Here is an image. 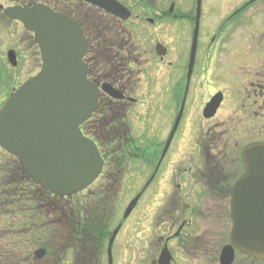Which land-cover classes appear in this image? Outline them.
<instances>
[{
    "label": "flooded vegetation",
    "instance_id": "flooded-vegetation-1",
    "mask_svg": "<svg viewBox=\"0 0 264 264\" xmlns=\"http://www.w3.org/2000/svg\"><path fill=\"white\" fill-rule=\"evenodd\" d=\"M118 1L132 13L134 7L139 10L136 22L164 25L189 21L185 64L186 69L194 64L191 105L195 112L202 111V117L214 98L217 108L212 118H202V139L191 146L182 145L187 154L175 164L162 188L165 194L154 223L159 230L164 227L158 240L161 246L171 238L172 264H221L222 251L230 243L224 231L232 225L229 211L233 186L245 172L242 154L247 146L264 143V0H220V11L210 14L202 4L195 50L196 9L192 12L179 0L170 4L167 0ZM226 4L233 7L225 11ZM169 45L166 42L160 54L156 53L160 67L174 57V48ZM143 56V52L138 53L132 63L139 64ZM181 57L179 52L176 62ZM157 79L155 110L177 113L176 81L170 79L167 84L163 75ZM165 96L171 100L163 106ZM127 99V104L136 102L133 97ZM212 217L214 224L209 225ZM213 227H220V231L216 234ZM155 232L153 228L151 234ZM26 256L32 259L33 253ZM233 264L264 263L236 251Z\"/></svg>",
    "mask_w": 264,
    "mask_h": 264
},
{
    "label": "water",
    "instance_id": "water-1",
    "mask_svg": "<svg viewBox=\"0 0 264 264\" xmlns=\"http://www.w3.org/2000/svg\"><path fill=\"white\" fill-rule=\"evenodd\" d=\"M84 1L123 19L130 16L114 0ZM201 1H198V13ZM5 14L35 33L43 67L11 95L2 109L0 146L20 160L34 183L55 195L72 196L90 186L104 166L98 148L80 130L97 109L99 98V89L87 79L84 57L88 41L74 21L42 4L9 8ZM9 60L16 65L13 51L9 52ZM103 90L115 98L122 97L109 85H104ZM211 109L207 116L214 113L215 106ZM180 119L181 114L162 158ZM243 157L246 172L233 189V230L231 245L223 250V264H232L235 248L264 261V143L248 146ZM139 198L130 203L125 217L134 210ZM43 256V250L37 252L38 258ZM160 264H171L168 251L162 253Z\"/></svg>",
    "mask_w": 264,
    "mask_h": 264
},
{
    "label": "rangeland",
    "instance_id": "rangeland-1",
    "mask_svg": "<svg viewBox=\"0 0 264 264\" xmlns=\"http://www.w3.org/2000/svg\"><path fill=\"white\" fill-rule=\"evenodd\" d=\"M167 1L170 4L171 0ZM179 1H182L185 8L195 12L196 0ZM204 1L206 14L220 11V0ZM8 6H10L9 3L0 0V109L15 87H18L19 84L39 72L42 63L38 46L33 40V35L28 33L22 24L11 21L4 15L3 9ZM232 7L233 4H226L225 11H229ZM133 10V17L129 23L131 26L128 27H131L130 29L133 31L135 43L142 47L147 65H143L144 71L140 76L142 79L140 89L137 90V92H130V97L137 99L139 105L136 104L132 107L130 113H128V117L133 134L139 140L138 144L140 148L145 149L142 152H146V157L144 158L145 160H140V158L135 159L133 156L125 165L127 172L123 176L124 180L119 192L117 211L114 214V217H116L114 221L115 225L122 221L123 213L130 201L136 197V194L144 188L149 182L150 177L156 172L157 160L161 149L158 145L163 140L167 141L176 120L177 114L172 110L169 112L164 109L156 111L154 105L151 107L155 111L151 112L149 121L146 122L144 119L141 120V117H143L141 112L147 111L146 106H141L144 105V99L146 97L150 103L153 104L155 101L154 95H156V81L158 80L157 78L162 75L167 84L170 79L176 81L178 88L177 92H179V89L181 91L184 89L187 68L185 58L190 46L189 33L191 27L189 21L176 20L168 25L164 24L162 26H155L150 23H138L136 22V18L140 12L136 7H134ZM190 10L188 11L190 12ZM158 42H170L169 46H173L174 48V57L166 61V65L163 67L157 65V56L154 52ZM10 51H15L16 53L17 63L15 67L9 60ZM179 52L182 57L180 61L177 59L176 62V55ZM132 59H134V57H132ZM169 62H171L172 65H169ZM150 96L153 97V100ZM168 101L169 97H164L163 106L164 103ZM192 101L193 91L191 89L187 102V104L189 103L188 108L184 112V117L174 137L169 153L160 167L156 180L147 189L145 195L142 196L134 216L126 221L127 225L124 231H122L123 235L119 237L117 247H115L114 251L116 264H153L157 258V245L159 244L158 233L151 234L147 229V223L153 218L154 207L161 205V195L165 194L162 188H165L166 178H159L170 173V165L173 163L175 154L180 150L181 142L183 141L185 143L186 140H190L183 132L187 129L188 117L191 112L189 108ZM94 129H97V135L101 133V128L96 126L92 121L84 127L86 133ZM197 137L198 136L195 135L194 139H197ZM98 142L104 148L103 139L102 142L100 140H98ZM191 143L190 141V144ZM184 155L181 156L179 153L178 157L182 158ZM172 166H174V163L171 167ZM18 168L16 159L0 147V237L3 238L0 247H2L1 250L4 251V254L0 256V264H17V252L14 250L8 251V246H10L9 242L12 241L11 233L13 232V224L16 219L19 221L22 219H24V221L28 218L30 219L29 216L32 214L30 212L32 201L29 195H22L21 201L18 202L19 197L16 187L24 191L26 186L25 182H21L22 178ZM101 182L102 181L98 183L96 189L100 187ZM72 201L76 202V199H72ZM19 211L22 212L19 213ZM108 211L110 212L111 209L108 208ZM25 215L28 216L27 219L24 218L26 217ZM209 221V225L214 224L213 217L209 219ZM28 222L30 225V221ZM212 229L217 231L216 234L220 231V227H213ZM226 230L228 233L230 231V226L226 228ZM41 236L45 238V234H41L37 238ZM204 236L208 237L207 235ZM125 247L127 250H125ZM36 250L37 248H32L33 253ZM105 250L106 245L103 247L101 258L97 259L96 264H108ZM70 256L71 254L69 253L67 259H69ZM179 261L183 262L182 260ZM37 264L45 263L39 262ZM69 264H75L73 257L70 258ZM77 264L82 263L77 262ZM212 264L217 263L213 262Z\"/></svg>",
    "mask_w": 264,
    "mask_h": 264
},
{
    "label": "trees",
    "instance_id": "trees-1",
    "mask_svg": "<svg viewBox=\"0 0 264 264\" xmlns=\"http://www.w3.org/2000/svg\"><path fill=\"white\" fill-rule=\"evenodd\" d=\"M23 5L33 4L42 0H13ZM45 3L51 5L52 7L61 10L60 0L50 1L45 0ZM76 14V13H75ZM79 18H81L84 27L86 28V34L93 44L92 51L96 53L95 58L91 60V63L95 65L98 70L99 78L111 82L116 86L123 87L125 81V73L129 72L128 67L124 65L121 60H118V56H113V50L118 54V50H123L126 45L125 31L120 27L118 23L113 21H106L103 19H96L95 16L88 12V14L77 13ZM86 19H92L99 25V28L95 26L90 21H85ZM107 120H102L100 126L106 130L109 127ZM121 128L124 125H120ZM103 131V137L106 141L111 140L112 130L105 132ZM115 138H122L125 135V130L116 129L114 130ZM118 149V147H117ZM18 163V162H17ZM18 171L21 175V182H25L27 188H39L30 181L20 164L18 163ZM106 179V177H103ZM19 182V181H18ZM34 188V189H33ZM17 192L20 189H17ZM42 190H39V192ZM33 193V204L31 208L33 219L42 218L45 213V238L52 245L51 249L57 255L58 250L63 253V247L73 246L74 241L72 238H78L82 236L81 249L84 250L88 244V236L94 233L93 228H95V216H99L101 220L104 221V217L101 215L100 210L102 206L108 204L109 199L112 195L107 194L105 187H101L99 191L93 193L92 196L81 197V200L72 202L58 196H53L50 193L45 192V198L43 192ZM19 195V194H18ZM27 195V194H21ZM44 198V200L41 199ZM21 199H19L20 201ZM44 202V204H42ZM96 213V215H95ZM49 262L45 260V264H57L54 257L50 258Z\"/></svg>",
    "mask_w": 264,
    "mask_h": 264
}]
</instances>
